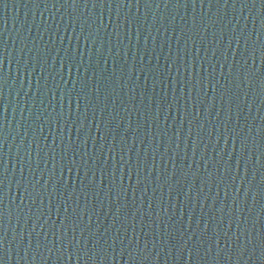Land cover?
Returning a JSON list of instances; mask_svg holds the SVG:
<instances>
[{
    "label": "water",
    "instance_id": "95a60500",
    "mask_svg": "<svg viewBox=\"0 0 264 264\" xmlns=\"http://www.w3.org/2000/svg\"><path fill=\"white\" fill-rule=\"evenodd\" d=\"M0 264H264V0H0Z\"/></svg>",
    "mask_w": 264,
    "mask_h": 264
}]
</instances>
